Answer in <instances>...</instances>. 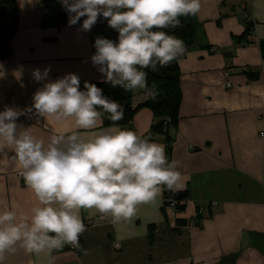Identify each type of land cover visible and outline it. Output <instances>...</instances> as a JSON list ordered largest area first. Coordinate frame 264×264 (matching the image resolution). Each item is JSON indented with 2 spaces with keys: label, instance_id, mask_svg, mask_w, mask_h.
<instances>
[{
  "label": "crops",
  "instance_id": "obj_1",
  "mask_svg": "<svg viewBox=\"0 0 264 264\" xmlns=\"http://www.w3.org/2000/svg\"><path fill=\"white\" fill-rule=\"evenodd\" d=\"M16 5L12 54L0 56L6 72L0 79V111L32 108L37 90L68 74L78 75L81 91L85 82H104L91 57L97 37L118 42L106 19L84 31L61 19L59 0H16ZM190 16L193 45L178 58L177 123L153 131L156 117L140 108L148 96L136 91L131 122L116 125L165 145L183 176L181 186L173 188L187 193L183 209L164 206L163 187L157 201L139 206L131 222L82 210L86 231L80 247L54 253V264H264V0H201L199 13ZM49 66L48 79L35 82L32 71ZM18 69H23L20 80L14 75ZM17 123L45 141L62 128L72 129V121L58 124L34 109ZM37 203L19 167L0 160V210L30 215ZM99 215L104 220L88 226ZM47 261L44 254L18 248L5 264Z\"/></svg>",
  "mask_w": 264,
  "mask_h": 264
},
{
  "label": "clouds",
  "instance_id": "obj_2",
  "mask_svg": "<svg viewBox=\"0 0 264 264\" xmlns=\"http://www.w3.org/2000/svg\"><path fill=\"white\" fill-rule=\"evenodd\" d=\"M68 13L69 26L86 17L82 30L90 31L98 18L118 33V42L97 37L95 54L104 82L126 91L149 89L143 69L166 66L187 52L184 41L162 29L181 26L180 18L196 15L201 0H59ZM50 66L31 73L35 82L49 77ZM0 64V79L5 77ZM23 77V69L14 73ZM80 89L76 74L44 84L33 95L32 108L5 107L0 111V160L21 170L25 185L38 202L30 215L0 210V264L18 248L44 254L54 264V253L65 246L79 248L86 231L81 211L95 209L113 222H131L141 205L155 203L163 187L181 186L178 162L169 161L165 145L147 135L121 129L123 106L103 95L95 84ZM51 118L58 124L72 121L47 141L33 135L17 121L25 111ZM107 113L112 127H102ZM44 124V123H43ZM90 132V136H86Z\"/></svg>",
  "mask_w": 264,
  "mask_h": 264
},
{
  "label": "trees",
  "instance_id": "obj_3",
  "mask_svg": "<svg viewBox=\"0 0 264 264\" xmlns=\"http://www.w3.org/2000/svg\"><path fill=\"white\" fill-rule=\"evenodd\" d=\"M62 8L61 6V19L64 21ZM85 18L82 17L78 24L82 25ZM1 20L5 22L0 23V56L5 59L12 54V40L18 29L16 0H0ZM180 21V27L162 30L182 39L188 49L193 45L194 25L190 15L181 17ZM178 58L166 66H160L158 64L154 70L152 68L143 69L148 74L147 82L149 89L154 88L157 93L154 98L147 95L148 99L140 106V108H148L151 110L156 117V124L152 128L153 131H161L163 128L175 125L178 121V111L181 103ZM95 85L102 89L103 95L108 99L114 100L123 106L124 117L122 120L116 122V125H128L136 112V110L132 109L131 104L133 93L136 91H144L146 93V90L126 91L120 87H113L105 82ZM103 125L113 126L107 113L104 114ZM163 199L164 206H170L171 203L175 202L176 210L180 211L183 209V206L180 204L187 199V193L175 192L173 189L164 187Z\"/></svg>",
  "mask_w": 264,
  "mask_h": 264
},
{
  "label": "built area",
  "instance_id": "obj_4",
  "mask_svg": "<svg viewBox=\"0 0 264 264\" xmlns=\"http://www.w3.org/2000/svg\"><path fill=\"white\" fill-rule=\"evenodd\" d=\"M62 16H63L64 21L68 23L69 15H68V13L63 8H62ZM227 85L229 87L231 84L230 83H227ZM261 136L263 137L264 134H261ZM171 206H176V203L175 202L171 203ZM103 220H104L103 216L102 215H99L96 218H94L93 220L89 221L87 224H88V226L93 227L98 222L103 221ZM112 244H113L114 250H116V251H119L120 250V244L118 242H113Z\"/></svg>",
  "mask_w": 264,
  "mask_h": 264
},
{
  "label": "rangeland",
  "instance_id": "obj_5",
  "mask_svg": "<svg viewBox=\"0 0 264 264\" xmlns=\"http://www.w3.org/2000/svg\"><path fill=\"white\" fill-rule=\"evenodd\" d=\"M3 22H5V21L1 20V24H2Z\"/></svg>",
  "mask_w": 264,
  "mask_h": 264
}]
</instances>
